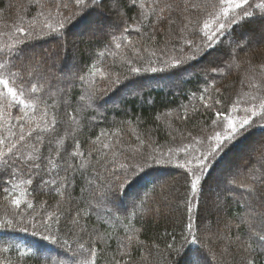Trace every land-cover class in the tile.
Returning <instances> with one entry per match:
<instances>
[{
  "label": "snow or ice",
  "instance_id": "1",
  "mask_svg": "<svg viewBox=\"0 0 264 264\" xmlns=\"http://www.w3.org/2000/svg\"><path fill=\"white\" fill-rule=\"evenodd\" d=\"M105 3L109 6V11L115 18L112 24L104 19L103 8ZM72 4L77 11L70 15L64 14L62 10H68L69 5L63 0H29V7L37 12V15L30 17L28 23L24 24V16L20 15V23L13 25L14 31L9 35L8 42L0 45V174L10 173L14 176L27 175L24 181L32 184L33 178H38L41 185L53 190L61 197L65 195L70 184H74L76 174L83 175L86 171L95 172L94 178L88 180L92 189L93 199L97 206L111 203L116 205L123 203L125 199L131 200V215H137L136 209H143L144 214L151 213L156 209L152 208L147 192L141 194L138 190L143 182L148 179L149 173L145 171L152 164L171 165L176 163L178 167L186 171V183L191 199L185 200L186 210L192 212V204L200 206V200L205 195V181L209 171L213 167L214 161L224 152L226 148L239 137L245 136L252 128L264 127V64H254L250 59L240 60L234 49L243 50L247 46L248 38L237 40L234 49H230L228 58L222 65H213L200 70L205 78L210 74H219L224 69L229 72L235 67L243 75L242 85L247 86L250 91L245 93L247 97L245 103L248 106L238 107L241 103L236 100L231 103V113L224 108L220 99H213L209 95L205 107L215 109L217 106L224 109L215 111L217 119L211 121L213 131L211 136H204L202 139L192 137L193 143L178 148L177 152L184 153L182 162H178L174 154L160 157L149 154L141 162L134 164L119 163L120 153L114 146L101 140V136L107 135L101 132L94 141H91L92 148L87 152L81 150V144L75 138V131L79 127L80 121L77 117L83 111L66 113L69 121L70 132L67 136L73 137L71 148H61L64 139H50L46 151H42L45 144L44 137L37 135L35 142L31 144L30 151L25 152V148L33 132L40 129L42 132L54 134L57 125L56 112L49 113L47 107L41 108V119L36 120L38 103L37 97L33 94L42 92L45 87L46 78L43 76V62L37 59L34 53V45L31 41L53 37L64 38L66 26L73 23V26L80 25L85 32L95 34L109 27L116 26L122 28L119 37L121 42H117L115 47H130L135 57L126 59V63L131 65L128 68L130 75L144 73H164L160 79L175 81L183 79L184 75H192L191 68L196 67L192 62L205 54L209 57L220 50L216 47L222 42V38L227 34L232 35L235 26L246 24L255 25L259 28L260 35L264 38V0H72ZM135 8L136 27L133 29L137 33H142V28L147 27L149 35L147 40L155 44L157 32L162 31L161 25H167L169 31L177 20L179 26L176 28L174 36L165 40V46L160 48L161 55H157L156 50L149 52L148 48L141 44L137 46L131 40H126L123 35L130 30L126 23L128 9ZM24 11V9H21ZM70 11V10H69ZM73 17L77 19L73 22ZM118 21V24H117ZM186 33L202 34L201 41L188 38ZM182 41V46L178 49L171 47L176 55L169 54L171 39ZM117 37L113 35V40ZM126 40V44L123 41ZM148 52L149 58L146 61L147 67L135 66L136 63L144 60L142 53ZM103 55V53H101ZM167 57V58H165ZM94 71L89 75L99 73L102 77L110 79L111 85L122 83L119 74L115 78L105 75L102 68L92 66ZM79 80L85 81V76H79ZM128 83L124 84V90L134 91L138 86L137 81L126 76ZM31 81V83H29ZM207 83V79H205ZM28 83V87L25 84ZM213 87L214 84H213ZM218 93L219 89H215ZM207 93L208 89L205 88ZM243 99V97L241 98ZM81 101H87L84 107H92V95L81 96ZM200 100H205L201 95ZM256 101H259L256 103ZM65 104L69 101L65 100ZM16 107L20 115L11 116L9 109ZM55 108V105H53ZM242 112V115L236 113ZM30 113L32 114L30 116ZM258 118V119H257ZM13 120L15 125H13ZM29 130H25V127ZM34 125V127H33ZM191 136V133H189ZM193 144H198L194 148ZM93 153H96V163L100 165L104 172V178L95 167L92 166ZM259 153L257 158L256 154ZM103 157L101 160L100 157ZM252 156L256 159L258 167L246 165L243 172H237L231 180L226 183L230 185L223 192L217 184L214 189H210L209 194L212 203L219 207L222 197L226 200H234L243 215L236 217V223L232 226L226 225V233L219 231L208 234L200 232L199 227L193 222L189 215V222L185 226L187 235H182L183 243L176 245L173 237L172 243L167 244V249L179 256L185 257V264H211L213 260L217 264H264V140L257 142L252 148ZM71 157L72 160H69ZM76 162H72V161ZM143 173V174H142ZM71 178V179H70ZM96 181H100L97 184ZM11 181H9L10 183ZM153 187L155 183L153 182ZM19 189L20 185H14ZM26 193L20 190L19 195L11 196L10 202L17 209L23 204L27 208H33L30 201L24 199ZM60 205L57 204V209ZM88 213L83 209L77 210L75 215L70 216L73 235H77L75 247L63 240V246L55 254L51 252L47 256L41 257L45 264H97L98 253L101 249L99 243H107L106 237L99 233L88 235V243L84 242L86 227L80 223L81 213ZM61 222L60 215L56 211L47 214L46 220L37 221L33 216L26 222L23 216L0 219V230L19 229L27 233L29 226L34 229L33 236L41 237L44 240L56 244L60 237V229L55 227ZM232 227H235L238 234H231ZM6 234V233H5ZM144 241L140 239V230H129L119 245V256L117 260L113 257L112 264H132L130 250H135L143 246ZM186 246L187 247L186 249ZM195 246V247H191ZM18 253V264H23L25 258L38 256L40 245L33 244L21 246L11 245ZM9 247H4L3 252H9ZM146 259L142 257V260ZM0 264H12V260L7 256L0 257Z\"/></svg>",
  "mask_w": 264,
  "mask_h": 264
},
{
  "label": "trees",
  "instance_id": "2",
  "mask_svg": "<svg viewBox=\"0 0 264 264\" xmlns=\"http://www.w3.org/2000/svg\"><path fill=\"white\" fill-rule=\"evenodd\" d=\"M63 2L69 5L68 10H62L64 14L70 15L71 12L77 11L72 0H63ZM136 11L135 8L128 9L126 23L130 26V30L123 35L126 40L133 41L137 46L142 44L149 49V52L156 50L157 55H161L159 49L165 46L166 39L174 36L179 21L172 25L171 32L167 25H161L162 31L157 32L156 43L152 44L147 40L149 35L147 27L142 28V33L133 30L137 26ZM20 15L24 16L25 25L30 17L37 15V12L29 7V0H0V45L8 42L9 35L14 31L13 25L20 23L18 19ZM103 15L106 22L112 24L115 18L109 11L107 3L104 5ZM76 19L77 17H73V22ZM121 32L122 28L112 26L92 34L85 32L80 25L73 26V23H70L64 30L62 40L49 36L31 41L37 59L43 62V76L47 81L42 92L33 94L38 101L43 102L38 103L36 120L39 122L41 119V108L47 107L49 113L56 112L57 125L54 134L36 129L33 138L27 143L26 153L30 151L37 135L44 137L45 144L42 146V151L47 150L50 139H64L66 133L71 131L66 113L79 112L83 108L77 117L80 124L75 131V138L80 141L82 151L90 150L91 141L104 132L107 135L101 136V140L114 146L121 154L119 163L141 162L149 154L158 158L161 154L167 157L170 155L169 150L176 156L178 162H182L184 153L177 152L178 148L193 143L192 137L202 139L206 135L210 137L213 131L220 130L213 129L211 121L217 119L215 111L224 109L219 106L215 109L206 108V103L213 102L207 99L209 95L213 96V99H220L228 114H232L231 103L236 100L241 101L238 107L248 106L245 103L247 99L245 93L250 89L242 85L243 75L240 70L234 67L229 72L225 68L221 73L210 74L207 78L200 74V70L209 66L210 62L213 65H222L228 58L229 50L234 49L235 42L242 38H248V42L243 50L234 49L239 59H250L254 64H264V38L261 37L257 26L250 24L235 26L232 35L226 34L222 42L216 46L219 52H215L211 57L205 54L198 61L192 62L196 65L191 68L192 75L186 73L183 79L175 81L160 79L166 75L164 73L142 72L138 75H130L128 68L131 65L126 63V59H133L135 63L131 48L115 47L117 42H121L119 39ZM113 35L117 37L116 40H113ZM186 35L197 43L201 41L202 34L186 33ZM126 40L123 41L124 44ZM172 46L178 49L182 46V41L171 39L169 54L176 55L177 52L171 51ZM142 55L144 60L136 63L135 66L147 67L149 53L144 52ZM93 65L102 68L105 75L110 78H115L119 74L122 83L118 86L111 85L110 79L102 77L99 73L89 75L94 71ZM79 76H85L86 80H79ZM126 76H130L131 80L143 86H138L134 91L124 90V84L128 83L125 80ZM25 87H28V83ZM205 88L208 89L207 93L204 92ZM215 89H219V92L217 93ZM88 95H92L91 108L84 107L87 101L80 100L81 96ZM201 95L205 96V100H200ZM65 100L69 101V104H65ZM9 112L13 117L21 114L16 107L9 109ZM242 114V112L236 113V115ZM13 125H15L14 120ZM25 130H29L27 125ZM262 140H264V127L257 126L245 136L239 137L221 153L214 161L205 181V195L198 198L200 206L197 208L195 203L192 204L191 213L187 212L185 205V200L191 199L187 189L186 171L176 163L152 164L145 169L149 176L138 190L141 194L147 192L151 198L149 203L156 210L145 215L142 208L136 209L135 216L131 215L129 199L116 205L106 203L97 206L88 184V180L96 175L95 172L86 171L83 175L77 173L74 184H70L64 190L63 197L41 185L38 178H33L34 182L29 185L24 183L28 178L27 175L14 176L7 172L2 173L0 174V219L23 216L27 222L35 216L39 221L46 220L47 214L56 211L61 217V222L55 226L60 229L58 233L60 240L56 244L33 236L34 229L30 226L27 233L19 229L0 230V257L7 256L12 260V264H18L17 250L10 246L19 244L23 247L38 243L41 248L40 254L25 258L23 264H45L41 257L49 255L50 252L55 254L62 248L63 240H68L75 247L77 235L80 233L77 231V234L73 235L69 231L71 228L69 218L75 215L77 210L83 209L88 213L84 215L82 212L80 220V223L86 227L84 242L86 244L89 242L88 235H92L95 239L96 233L106 237L107 240V243L98 244L101 251L98 253L97 264H112L113 257L119 260L118 249L121 241L129 230L135 229L140 230V239L144 241V245L130 250L132 264H185L184 255L177 256L170 252L167 244L172 243L173 237L177 246L183 243L182 235H187L185 226L189 222V215L200 229L198 235L218 231L227 234L226 225H235L236 217L243 213L234 200H226L223 197L219 202L220 206L216 207L212 203L209 191L219 184L223 192L230 187L226 182L237 172H243L246 165L258 167L256 159L252 156V148ZM72 146L73 137L69 135L64 139L61 148ZM193 147L198 148L199 145L193 144ZM96 156L97 154L93 153L92 166L104 178L103 169L96 163ZM256 156L258 158L259 153ZM68 159L72 160L71 157ZM100 159L102 160L103 157L101 156ZM96 183L100 184V181ZM16 184L20 185L19 189L14 188ZM20 190L26 193L24 199L30 201L33 208L29 209L22 203L17 209L11 204V196L19 195ZM57 204L60 205L59 209ZM231 234H238L235 227H232ZM4 247H9V252H3ZM187 247L189 246H186V249ZM142 257L146 259L142 260ZM211 264L217 262L213 260ZM229 264H232L231 259Z\"/></svg>",
  "mask_w": 264,
  "mask_h": 264
}]
</instances>
